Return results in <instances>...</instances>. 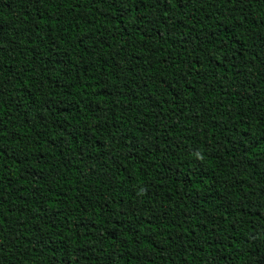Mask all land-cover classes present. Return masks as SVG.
I'll return each instance as SVG.
<instances>
[{"label":"trees","instance_id":"trees-1","mask_svg":"<svg viewBox=\"0 0 264 264\" xmlns=\"http://www.w3.org/2000/svg\"><path fill=\"white\" fill-rule=\"evenodd\" d=\"M0 264H264V0H0Z\"/></svg>","mask_w":264,"mask_h":264}]
</instances>
